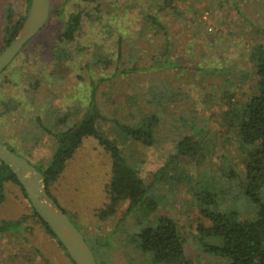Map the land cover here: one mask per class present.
<instances>
[{"label": "trees", "instance_id": "obj_1", "mask_svg": "<svg viewBox=\"0 0 264 264\" xmlns=\"http://www.w3.org/2000/svg\"><path fill=\"white\" fill-rule=\"evenodd\" d=\"M49 1V16L39 32L48 25L50 17L62 11L66 2L61 1L56 6L53 0ZM198 1L203 0H73L64 24L51 38L50 53L44 62L46 66L35 72H26L21 71L18 64H13L28 45L27 42L0 73V88L15 89L12 95L0 93V141L26 158L43 174L47 192L60 206L51 191L52 185L62 176L67 162L83 141L94 139L110 157L104 201L94 209V217L97 222L111 220L122 210L123 219L140 202L147 200L149 188L154 182L162 180L160 173L167 164L157 170L146 184L131 150L125 151L126 144L137 142L142 146L151 145L153 130L160 117L165 115L164 111L178 108L179 103L190 99L185 97L181 100L173 92L176 76L177 90H181L182 82H185L179 79V69L197 68L198 64L204 67L208 62H205V58L213 56L211 59L215 61L222 52L233 51L231 55L235 58H232L233 62L227 71H230L229 77H236L235 82L231 78V91L223 87L226 97L218 98L226 107L221 115L229 127L227 132L238 144V153L234 156L239 160L242 171L232 169L230 163H223L224 159L231 160L234 157L230 152L216 158L218 161L211 162V165L213 170L221 173L222 168L230 165V175L224 173V177H238L241 189L254 202L253 210L245 216L236 211L219 212L217 194H203L196 198L194 212L187 219L195 225L200 251L222 257L227 260L226 264H264V42L259 41L258 37L251 44L238 39L237 36L242 33L240 26L235 30L228 29L226 36L221 31L215 32L212 42L211 31H205L210 30L208 15L211 10L209 7L202 8ZM238 1L233 0L232 7L239 11ZM24 3V10L16 20L8 17L10 23L5 27L0 50L14 37L23 22L29 0H24ZM9 14L13 17L11 11ZM240 14L241 27L246 29V26H254L264 35V26L255 23L260 18L249 17L243 11ZM176 27L190 30L188 41L182 45L181 40L171 32ZM85 28L93 31V37L101 35V31L102 39L80 41L79 37ZM230 37H235L236 40L231 42L237 44V49L231 50L234 46L227 44L221 46V40ZM110 41L111 44L108 43ZM214 45L220 47L222 52L220 48L215 49ZM238 58L244 60V65L234 63ZM250 65L253 77L248 86V98L238 101L234 98V92L244 82H249ZM135 75L142 77L136 93H130L138 101L133 107L137 118L132 124H123L117 118L103 113L98 95L104 82ZM167 76L171 79L166 80ZM77 87L84 91L82 95L78 94ZM63 95L75 98L71 103H65ZM202 98L204 106H207L216 97L204 92L199 99ZM185 103L179 108L191 107L190 101ZM108 121L116 133L115 138L110 139L98 129L99 122ZM188 133L181 141H175L174 156H187L189 152L195 151V132ZM43 139L48 144L49 153L43 163L37 166L29 158L30 151ZM217 162L219 165H216ZM9 184L18 188L29 206V213L17 219L0 221V234L21 236L27 241L22 225L29 219L35 220L69 262L74 264L47 224L35 213L15 175L0 161V204L5 200V188ZM146 203L150 205L153 202L149 200ZM122 204L123 209H120ZM70 219L74 224V218L71 216ZM27 227L31 231V226ZM185 227V224L180 225L170 216H159L154 225L142 226L132 234L130 251L148 255L158 264H194L183 256ZM97 229L98 224L94 227L95 231ZM89 234L86 233L88 245L96 264H111L108 234H96L92 239ZM25 251L29 252L28 249ZM30 258L29 253L26 254L25 260ZM130 263L133 261L130 260Z\"/></svg>", "mask_w": 264, "mask_h": 264}, {"label": "rangeland", "instance_id": "obj_2", "mask_svg": "<svg viewBox=\"0 0 264 264\" xmlns=\"http://www.w3.org/2000/svg\"><path fill=\"white\" fill-rule=\"evenodd\" d=\"M61 1L64 0H53L52 3L57 6ZM225 1H198L202 8L207 9L209 7L211 10V14L208 15L210 30L205 29V31H211L210 40L213 42V37L217 31H221L222 35L226 36L228 29L235 30L240 26L239 29H241L242 33L237 36L238 39L244 41V43L251 44L255 42V37H258L259 41L264 42V35L257 31L256 27L246 26L245 29L240 25L242 21L240 11H243L249 17L260 18V21L257 22L254 19V22L264 26V0H240L238 1L239 11L232 7L233 0ZM72 3L73 0H66L62 11L50 17L44 30L28 41V45L25 48L23 47L25 52L23 51L16 61L13 62L14 65L18 64L21 71L35 72L40 67L46 66L44 62L50 53L51 38L55 31L64 24L65 17L69 11L68 8ZM24 6V0H0V47L5 27L10 23L8 17L11 20L12 18L16 20L24 10ZM9 11L12 12L13 17L9 14ZM221 19H224L225 22L223 23ZM189 31L188 29L180 30L176 27L171 32L175 33L181 40L180 45H182L184 41H188ZM100 33L101 35L93 37V31L85 28V32H82L79 40L100 39L103 36L101 31ZM228 40H221L223 42L221 46L227 44L228 46H234L231 50L237 49V44L231 42L236 40L235 37H230ZM108 43L111 44V41ZM214 48L219 49L220 47L217 48L214 45ZM231 52L233 51H230V53L222 52L217 57V61L211 59L213 56L205 58V62L207 60L208 62L204 67L198 64L197 68L179 69L178 72L181 74L179 79L185 82H182L181 90H177L176 79L178 80V76H176L173 92L181 100L185 97L190 99L179 103L178 108H169L164 111L165 115L160 117L158 124L153 130V143L151 145L142 146L137 142L126 144L125 151L126 149L131 150L137 164L140 166V176L146 184L152 179V175L157 170L165 163L167 164L164 166L163 172L160 173L162 180L154 182L149 188L147 200L140 202L123 219L122 210L111 220L97 222L94 217V209L104 201V186L109 178L110 157L92 138L83 141L73 157L67 162L62 176L52 185L51 191L57 202L68 216L74 218L73 221L76 228L84 236L88 244L86 233H90L89 235L91 236H88L91 239L96 234H108L107 237H109L111 242L109 249L111 251V264H131L130 260L133 261L132 264H158L148 255L139 254L133 250L130 251V237L142 226L154 225L159 216H170L176 219L180 225H186V229H183L185 232L184 238H186L183 245L184 258L194 264L227 263V260L222 257L200 251L196 239L195 225L189 222L187 217L189 218L191 213L194 212L196 198L201 197L203 194H217L216 198L219 203L217 209L219 212L236 211L238 214L245 216L253 210L254 202H251L244 190L241 189L238 177H224V173L230 175L228 169L231 167L238 172L242 171L239 160L234 156L238 153L236 150L238 144L227 132L229 127L227 122H224L223 115H221L226 107L223 101L219 100L220 97H226L222 88H230L231 82L233 80L235 82L236 77H229L230 71H227L228 66L233 62L232 58H235V56L231 55ZM25 53L27 56H24ZM213 55L218 56L215 53ZM23 59L24 61L22 62ZM209 60L213 61L215 65ZM234 63L239 66L240 64L244 65L245 62L238 58ZM44 72L47 73L45 70ZM252 77L253 73L250 65L247 77L249 82H244L245 84L234 92L235 99L243 101L248 98V86ZM170 79V76L166 77V80ZM141 81L142 77L135 75L132 78L116 77L109 83L104 82L100 87L99 92L101 93L98 95L103 113L117 118L120 123L132 124L137 118L133 107L138 101L136 97H131V94L136 93V90H138L137 85ZM76 90L79 91V95L84 93L80 87H77ZM204 92L216 97L210 105L204 106L203 98L206 99L205 96L199 99ZM0 93L12 95L15 93V89L12 87L6 90L0 88ZM62 98L65 103H71L75 96L65 97L63 95ZM189 101L192 103L191 107L179 108L182 105H186L185 102ZM98 129L110 139L115 138L116 133L112 131L109 121L99 122ZM189 131L195 132L194 144L198 148H195L194 152H189L188 154L190 155L174 156L175 141H181L182 138L189 135ZM199 131H201L200 134H198ZM118 137L117 135L116 142H118ZM47 145V142L43 139L39 145L30 151L31 157L29 158L32 159L35 165L40 166L48 155L49 149ZM226 152H230L234 156L231 160L230 158L229 160H223V163H230L231 167L228 165L226 168H222L223 173L216 171V169L213 170L211 162L218 161L216 158L219 159V156ZM219 163L216 165H219ZM218 192H220L219 196ZM262 194L264 200V193ZM149 200L153 202L150 205L146 203ZM120 209H123V204ZM28 213L29 206L18 188L11 184L6 186L5 200L0 204V221L17 219L22 214ZM97 224L98 229L95 231L94 227ZM22 226L25 227L23 229L26 231H24V238L27 241H24L21 236L8 233L0 234V264H71L53 239L35 220L29 219ZM27 226H31V231H28ZM110 232L113 234H110ZM26 249L29 252H26ZM93 250L95 251V249ZM28 253L31 258L25 260Z\"/></svg>", "mask_w": 264, "mask_h": 264}, {"label": "water", "instance_id": "obj_3", "mask_svg": "<svg viewBox=\"0 0 264 264\" xmlns=\"http://www.w3.org/2000/svg\"><path fill=\"white\" fill-rule=\"evenodd\" d=\"M49 0H29L27 14L14 37L0 50V73L46 23ZM0 161L15 175L35 213L47 224L74 264H96L92 250L70 217L49 195L43 174L0 141Z\"/></svg>", "mask_w": 264, "mask_h": 264}]
</instances>
